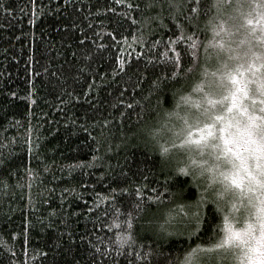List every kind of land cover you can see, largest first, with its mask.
<instances>
[{"label": "trees", "instance_id": "16d2710c", "mask_svg": "<svg viewBox=\"0 0 264 264\" xmlns=\"http://www.w3.org/2000/svg\"><path fill=\"white\" fill-rule=\"evenodd\" d=\"M208 15L207 0H0V264H176L212 235L210 203L199 231H160L201 189L133 135L179 100Z\"/></svg>", "mask_w": 264, "mask_h": 264}, {"label": "clouds", "instance_id": "9594fccd", "mask_svg": "<svg viewBox=\"0 0 264 264\" xmlns=\"http://www.w3.org/2000/svg\"><path fill=\"white\" fill-rule=\"evenodd\" d=\"M179 3L174 0V6ZM207 3V35L191 73L183 76L173 93L179 100L169 107L157 108L133 135L142 137L173 172L186 166L187 176L206 197L199 203H210L216 209L214 233L199 246L189 245L176 264H264V163L256 166L254 152L264 148V19L256 25L248 23L249 18L264 15V0ZM232 74L245 87L244 92L237 93L236 104L232 102L236 87ZM205 124L213 125V135L196 142L199 133L195 129ZM225 139L234 148L239 145L238 156L220 155ZM161 145L168 151L161 153ZM245 165L253 176H247ZM237 170L245 177L243 187L219 175H236ZM163 214L168 228L181 221L190 224L193 219L190 205L185 209L167 207ZM225 217L231 229L239 231L240 238L213 247L225 235ZM185 231L190 234L189 229Z\"/></svg>", "mask_w": 264, "mask_h": 264}, {"label": "snow or ice", "instance_id": "6c2138e0", "mask_svg": "<svg viewBox=\"0 0 264 264\" xmlns=\"http://www.w3.org/2000/svg\"><path fill=\"white\" fill-rule=\"evenodd\" d=\"M117 2L119 3L120 0H117ZM170 3H174V0H169ZM178 7V5H177ZM199 7V4L197 5V8ZM197 8H193L192 10L194 12L197 11ZM260 19H264V15H258V17L256 19H248V23L252 24V25H256L260 23ZM222 30V29H221ZM134 39H137L136 37H134ZM139 40L142 42L143 40V35L141 34V37H139ZM175 75V73H174ZM232 82L233 84L236 86L235 87V91L232 94V102L233 104H236L237 100L239 99L237 93L239 92H244L245 91V87L244 84L242 82V80L237 77L235 74H232L231 76ZM180 99H184L186 100L187 97H181ZM178 106V105H177ZM131 107V106H129ZM105 123H107V121H105ZM195 131L197 133H199V135L195 138L196 142H200V141H206L208 137L213 135V125L211 124H205L202 128H198L195 129ZM189 138H192V134L189 133ZM225 147L223 149V151L220 153L221 156H227L228 153H232L234 156H238L239 154V145H236V147H232L231 146V142L227 139H225L224 141ZM161 153L167 152L168 151V147L161 145L160 148ZM254 152L256 153V166L259 168L261 166L262 163H264V148H260L258 147L257 149L254 150ZM0 163H2V161H0ZM245 170L247 172V176L251 177L253 176V173L249 170H247V166L245 165ZM237 170V174L233 175L231 173H226V172H221L219 173V175L222 177V179L224 180H228L230 181L231 184L237 186V187H243V181L245 179L244 176H240L238 174ZM176 173L179 174H184L187 175V167L186 166H181ZM169 179H171V177H169ZM198 187V186H197ZM166 189V194L168 193V188L167 186H165ZM136 196L139 197L141 196V192L137 191L136 192ZM206 197H204L202 195V190L200 195H198L197 197V201L195 202L196 204V210L192 213L193 219H192V223H191V231H190V235L199 231L201 228V225L205 223V220L202 217V214L200 212V208L203 206L201 203V201L205 200ZM185 215H187V213H185ZM132 222V217L130 216L127 220H125L123 223H126L128 225H130ZM215 228V226H214ZM169 230L168 227L165 226V223H162L160 225V231L161 232H167ZM224 232L225 235L222 239H220L216 244L213 245V247H220L222 244H228L230 243V241L232 239H237L240 238V233L239 231H233L228 223L227 217H225V224H224ZM131 231V228H126L123 229V234L121 235L120 232L117 233V240L116 243H118L119 245L123 246V245H129L131 246V244L135 243V239L133 236H131L129 233ZM214 233V231H213ZM199 246V245H198ZM105 255H107V253H104Z\"/></svg>", "mask_w": 264, "mask_h": 264}, {"label": "rangeland", "instance_id": "374dc122", "mask_svg": "<svg viewBox=\"0 0 264 264\" xmlns=\"http://www.w3.org/2000/svg\"><path fill=\"white\" fill-rule=\"evenodd\" d=\"M158 211H159L158 209L152 211V213L150 214V216H153V217L156 216L158 214Z\"/></svg>", "mask_w": 264, "mask_h": 264}]
</instances>
